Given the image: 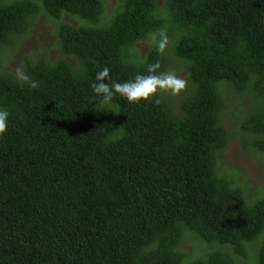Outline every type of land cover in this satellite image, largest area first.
<instances>
[{
    "label": "trees",
    "instance_id": "obj_1",
    "mask_svg": "<svg viewBox=\"0 0 264 264\" xmlns=\"http://www.w3.org/2000/svg\"><path fill=\"white\" fill-rule=\"evenodd\" d=\"M41 14L62 57L31 50L7 72L0 61V264H264V240L252 249L264 196L248 198L241 167L220 174L217 89L251 92L237 152L264 159V0H0V48L29 38ZM155 63L185 88L99 105L91 85L104 66L124 82ZM183 233L213 251L190 255Z\"/></svg>",
    "mask_w": 264,
    "mask_h": 264
},
{
    "label": "rangeland",
    "instance_id": "obj_2",
    "mask_svg": "<svg viewBox=\"0 0 264 264\" xmlns=\"http://www.w3.org/2000/svg\"><path fill=\"white\" fill-rule=\"evenodd\" d=\"M109 3L114 5L115 0H109ZM69 20L74 23L72 19L69 18ZM53 25L54 22L50 18H48L45 14H41L32 24L31 36L29 38H24L20 41H17L11 46L10 56L6 60V67L17 68L19 65L15 62L19 61L23 55L29 53L31 50L33 52L47 50L51 59H60L62 57V53L58 48L57 41L53 34ZM35 55L36 54L33 53V56ZM167 71L171 72L170 68ZM220 91L223 101V126L227 131V142L224 148L219 152L220 154L227 156V158L224 157V162L219 163L220 174L224 172L231 173V167H241V171H243L245 175L242 176V174H238V177L240 178L238 179L237 183L245 182V180L249 178V187H246L248 198L251 200H256L259 197L264 196V159L261 156L252 153L250 149L246 151L250 153L249 158L251 159L247 158L243 153V147H241L237 152L238 145L235 141V137L239 132L238 127H241L243 121V105L240 101L241 94H245L244 96H249V93L251 92L247 91L238 93L228 82L220 84ZM263 240L264 237H261L257 246H253L252 249L254 247L258 248ZM183 244L189 254L196 255L197 259H204L208 253L213 251V247L206 245L199 239H196L192 234H187L185 236L183 239ZM219 248H223L228 252H232L230 248L224 247L222 245H219ZM252 253H257V251L252 250L250 253L253 257H255ZM251 261L252 259L243 258L240 261V264L249 263Z\"/></svg>",
    "mask_w": 264,
    "mask_h": 264
},
{
    "label": "clouds",
    "instance_id": "obj_3",
    "mask_svg": "<svg viewBox=\"0 0 264 264\" xmlns=\"http://www.w3.org/2000/svg\"><path fill=\"white\" fill-rule=\"evenodd\" d=\"M1 25V22H0ZM24 39L21 36H14L11 41L0 48V61L5 66L4 71L7 72L6 60L10 56L11 46ZM166 37H163L159 43V50L162 52L165 48ZM160 64H150L148 66V74H137L134 79L127 80L124 82L116 81L112 78L111 69L108 66H104L101 70L96 73L95 81L91 87L99 105H110L114 102L117 95L125 98L131 104L143 105V102L149 101L159 95L162 92H171L173 95L180 93L186 86L184 79L180 78L176 74L169 71H158ZM19 79L29 82L32 88H37L39 82L36 80H30V78L23 72L19 73ZM228 82L222 80L218 83L217 89L218 94H221L220 84ZM230 84V82H228ZM87 89V87L85 88ZM83 91L80 90L77 94L80 95ZM157 102H159L157 100ZM10 124V112L6 107H0V138H2L9 129ZM187 234L183 233L181 244ZM228 247V245H226ZM166 261V260H165Z\"/></svg>",
    "mask_w": 264,
    "mask_h": 264
}]
</instances>
